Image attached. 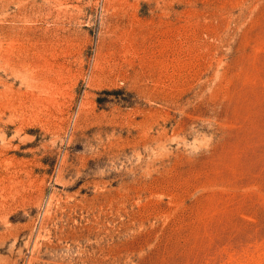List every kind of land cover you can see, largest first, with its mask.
I'll use <instances>...</instances> for the list:
<instances>
[{
  "label": "rangeland",
  "instance_id": "374dc122",
  "mask_svg": "<svg viewBox=\"0 0 264 264\" xmlns=\"http://www.w3.org/2000/svg\"><path fill=\"white\" fill-rule=\"evenodd\" d=\"M0 264H264V0H0Z\"/></svg>",
  "mask_w": 264,
  "mask_h": 264
}]
</instances>
